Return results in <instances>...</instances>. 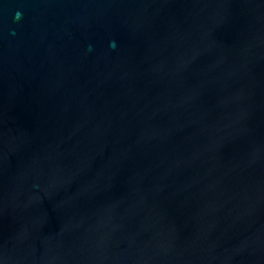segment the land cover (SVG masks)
<instances>
[{"label":"water","instance_id":"obj_1","mask_svg":"<svg viewBox=\"0 0 264 264\" xmlns=\"http://www.w3.org/2000/svg\"><path fill=\"white\" fill-rule=\"evenodd\" d=\"M0 264H264V0H0Z\"/></svg>","mask_w":264,"mask_h":264}]
</instances>
